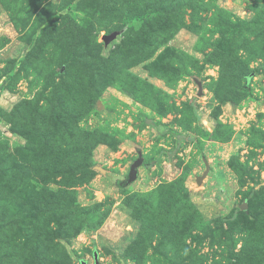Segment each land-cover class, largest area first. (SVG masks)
Wrapping results in <instances>:
<instances>
[{
	"label": "rangeland",
	"instance_id": "374dc122",
	"mask_svg": "<svg viewBox=\"0 0 264 264\" xmlns=\"http://www.w3.org/2000/svg\"><path fill=\"white\" fill-rule=\"evenodd\" d=\"M94 252L264 264V0H0V264Z\"/></svg>",
	"mask_w": 264,
	"mask_h": 264
},
{
	"label": "water",
	"instance_id": "95a60500",
	"mask_svg": "<svg viewBox=\"0 0 264 264\" xmlns=\"http://www.w3.org/2000/svg\"><path fill=\"white\" fill-rule=\"evenodd\" d=\"M113 38H114V33H111V34H108V35H105V36L102 37V39L104 40L105 43H108ZM141 164H142V156L140 154H138V158L129 167L128 176H127V179L125 181V185L130 184L131 182H133L136 179V177H137V168ZM205 173L203 175H205ZM202 177L203 176L197 177V179H196L197 183H200L201 182V178ZM239 208L240 209H246V203L243 202L239 206ZM93 260H94L93 264H101L98 261V256H97V253L96 252L93 253ZM79 264H88V263L83 260V261H80Z\"/></svg>",
	"mask_w": 264,
	"mask_h": 264
}]
</instances>
